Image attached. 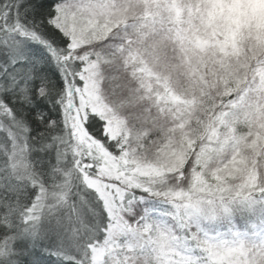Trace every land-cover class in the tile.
I'll return each mask as SVG.
<instances>
[{"label": "snow or ice", "instance_id": "snow-or-ice-1", "mask_svg": "<svg viewBox=\"0 0 264 264\" xmlns=\"http://www.w3.org/2000/svg\"><path fill=\"white\" fill-rule=\"evenodd\" d=\"M91 8L0 0V264H133L168 229L101 103Z\"/></svg>", "mask_w": 264, "mask_h": 264}, {"label": "rangeland", "instance_id": "rangeland-1", "mask_svg": "<svg viewBox=\"0 0 264 264\" xmlns=\"http://www.w3.org/2000/svg\"><path fill=\"white\" fill-rule=\"evenodd\" d=\"M87 2L92 5L88 14H77L80 22L85 25L83 43L87 45L95 65L101 103L112 121V131L128 164L137 173L139 181L160 174H170L173 178L175 174L177 180L183 179L184 174L189 172L188 167L183 168V165L188 160L189 150L193 146L192 140L188 139L191 131L189 125H194L190 122L194 115L193 108L183 100L194 97L195 93L182 91L177 83L165 74L162 58L157 54L155 47L148 46L147 35L140 29L145 16H148L149 21L152 19L151 15L146 14L153 12V1ZM69 3L79 5L81 0ZM225 14L228 24L233 28L241 31L264 29V0H228ZM153 21H150V24ZM129 29L132 30L129 32ZM144 33L149 34L150 31ZM138 44L145 46L147 51L142 55L148 56L147 60L142 58L135 61L127 54L128 48H136ZM128 59L130 61L127 62ZM121 62L124 63L121 71L123 74L117 75L116 66ZM240 73L237 78L221 81L220 89L225 81L239 83L247 77L243 68ZM134 74L141 77L135 80ZM246 86L252 87L251 84ZM252 89L245 90L235 101L228 104L229 111L221 115L218 124L211 126L209 120L205 122V131L202 130L203 135L199 134L198 138H201V146L206 140L205 154L209 156L203 159L202 154L196 162L187 192L189 199L179 201L180 206L176 205L173 211H160L165 213L170 221L167 231H159L147 247L141 243L134 253L138 257L133 259V264H180L189 258L199 260L203 257L211 264H264V226H257L264 223V202L259 204L258 209L254 208L241 216L245 222L254 224V232H249L250 235L246 231H213L212 223L216 220L215 217L221 218L219 210L222 206L220 202L216 204L217 201L208 202V199L204 198L206 194L217 193L232 197L237 193L236 188L242 191L253 189L259 181H264V108L258 102L253 104L255 97ZM178 94L182 95L183 100ZM184 102L185 112L184 106L182 107ZM155 104L167 111L166 116L164 111L155 108ZM134 118L141 119L139 123L142 125L155 126L154 129L158 128L160 134L169 137L170 142L166 140L168 144H163L162 154L151 152L149 147L147 151H142L137 144L133 146L132 141H128L129 133L138 136L140 133H147L138 131V126L135 133L131 131ZM239 123L243 125L242 129H245L244 134H240L237 128ZM176 141L180 142L181 147H173ZM230 181H233L234 185H231ZM165 197L168 202L172 201V197ZM194 206H197V212L190 220L187 213L189 210L186 209ZM200 218L208 233L203 232ZM199 226L201 237L198 239L197 234L190 236L186 233V229L192 230ZM184 241L191 242L188 247L194 251L189 252L183 245Z\"/></svg>", "mask_w": 264, "mask_h": 264}, {"label": "clouds", "instance_id": "clouds-1", "mask_svg": "<svg viewBox=\"0 0 264 264\" xmlns=\"http://www.w3.org/2000/svg\"><path fill=\"white\" fill-rule=\"evenodd\" d=\"M228 0H156L153 16L159 27L146 37L163 60L165 74L182 91L220 95V82L252 75L255 100L264 108V29L243 31L227 22ZM160 67V66H158Z\"/></svg>", "mask_w": 264, "mask_h": 264}, {"label": "trees", "instance_id": "trees-1", "mask_svg": "<svg viewBox=\"0 0 264 264\" xmlns=\"http://www.w3.org/2000/svg\"><path fill=\"white\" fill-rule=\"evenodd\" d=\"M73 0H68V2ZM145 1V0H144ZM153 3L156 2V0H152ZM153 12L146 14L151 15V20H154L151 24L149 21L148 16L144 17L143 25L141 26V30L143 31L144 35H148V33H144L145 31H152L154 28L159 27L157 23L156 17L153 16ZM135 29V26L133 27ZM132 29H129V32ZM126 32V31H124ZM139 33V31H138ZM147 42V40H146ZM148 43V42H147ZM151 52L154 50L150 49ZM128 55L132 56V59L141 60L142 58L147 60L148 56L142 55L144 51H147L145 46L138 44L136 48L131 46V49L128 48ZM131 51V52H130ZM111 55V53L109 54ZM100 56V55H99ZM102 59V57H101ZM116 61V57L114 58ZM113 60V62H114ZM130 61L129 59L127 62ZM123 62V61H122ZM119 64V66H116L117 75H120V73L123 74L122 68L124 66V63ZM255 67V62H253L249 68L246 70L247 77H244L242 80L239 81V83H236L232 80L225 81L224 86L222 89H220L221 94L215 95V93L212 94V98H209L206 95H201L199 92L195 93L194 97H189L186 99H182V95L178 94V96L185 102L189 103V107L193 108L194 115L192 116V119L190 122H193L194 125H189L191 128V131L188 135V139L190 138L193 142V146L190 149L187 154L188 160L184 163V167H188L189 172L185 173L183 176V179L180 178V180L176 178V175L174 174V178L172 175H164L160 174L157 177L154 178H147L143 181H140L141 184L145 185L146 188L150 190L151 199L153 201L154 208L158 211H173L175 206H180V202L183 199H189L187 198V192L190 188V180L192 176L193 169L195 168L196 162L200 159V157L203 154V159L207 158L209 155L205 154V148L206 146V140L203 143V146L200 145L201 138H198V135H203L201 132L202 130L205 131L203 128L206 121H210L211 126L218 124L219 119L221 118V115L228 112V104L230 102H233L236 100L237 97L241 96L245 90L252 89L255 86V81L253 80L252 75H249L248 73L251 72V69ZM245 70V69H244ZM127 76V75H125ZM135 76V80H138V78L141 77V75H133ZM246 84H251L252 87L246 86ZM180 87V86H179ZM181 88V87H180ZM179 90V88H178ZM191 100V101H190ZM182 105V107L185 105ZM155 108L159 111L167 112L165 109L158 108V105H154ZM166 108V106H164ZM181 107V106H179ZM181 107V108H182ZM186 106L183 107V112H185ZM189 110V109H188ZM232 110V109H231ZM159 113V112H158ZM204 117V118H203ZM141 119L134 118L133 119V125L131 127V131L135 133L138 126V131L147 132L146 134L140 133V136L134 134L131 135V133L127 134L128 141H132V145L135 146L137 144L138 148L140 150L150 149L151 152H155L158 154H162L164 151L163 144L167 145V141L170 142V139L167 135L160 134L159 129H154L155 126H145L140 124ZM210 126V127H211ZM243 125L241 123L238 124L237 128L239 129L240 134L244 132L242 129ZM188 128V127H187ZM244 134V133H243ZM164 139V141H163ZM167 140V141H166ZM172 140V139H171ZM166 141V142H165ZM154 143V144H153ZM153 144V145H152ZM180 142H175V145L173 147H181ZM186 178V179H185ZM232 180V179H230ZM231 185H234L233 181H230ZM237 186V185H236ZM236 195L232 197H227V195L217 193V194H206L204 198L208 199V202H216V204H220L222 206L221 210H219L221 213V218H216V220L212 223L213 228L212 230L215 231L216 229L219 230H228L229 232H254V228L252 227L254 224L251 222H245V220L241 217L245 213L251 211L254 208H259V204L261 202H264V181H259L255 188L253 189H246V190H240V188H236ZM165 196L172 197V201L168 202ZM185 196V197H184ZM217 198V199H214ZM195 200H193L194 202ZM214 204V205H216ZM197 206L194 207H188L186 210H189L187 213L190 216V220L194 218V213L196 214ZM198 215L200 213L198 212ZM203 216V214H202ZM241 221H238L240 220ZM200 226L203 224V232H206V225L203 223L202 219H199ZM200 226L197 228H193L192 230L186 229V233L191 235L197 234L196 239L201 237L199 231ZM257 226L261 227L264 226V223L258 224ZM250 234V233H249ZM251 235V234H250ZM248 239V238H246ZM204 254V253H203ZM138 257L134 254V258Z\"/></svg>", "mask_w": 264, "mask_h": 264}]
</instances>
